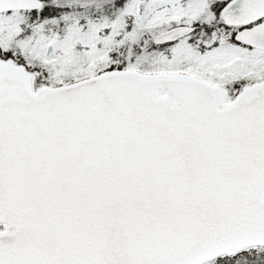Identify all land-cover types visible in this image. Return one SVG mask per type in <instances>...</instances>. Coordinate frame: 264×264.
Listing matches in <instances>:
<instances>
[{
	"label": "snow or ice",
	"instance_id": "snow-or-ice-1",
	"mask_svg": "<svg viewBox=\"0 0 264 264\" xmlns=\"http://www.w3.org/2000/svg\"><path fill=\"white\" fill-rule=\"evenodd\" d=\"M0 264H264V0H0Z\"/></svg>",
	"mask_w": 264,
	"mask_h": 264
}]
</instances>
